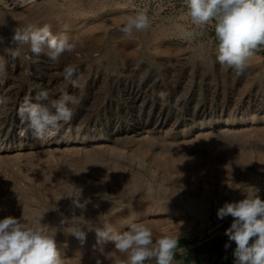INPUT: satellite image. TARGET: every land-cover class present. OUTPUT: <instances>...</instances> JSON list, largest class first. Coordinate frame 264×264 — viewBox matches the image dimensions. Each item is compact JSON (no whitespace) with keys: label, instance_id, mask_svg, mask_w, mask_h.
<instances>
[{"label":"rangeland","instance_id":"obj_1","mask_svg":"<svg viewBox=\"0 0 264 264\" xmlns=\"http://www.w3.org/2000/svg\"><path fill=\"white\" fill-rule=\"evenodd\" d=\"M138 11L151 26L125 37L120 28ZM28 23L84 43L55 67L27 48L8 57L0 77V95L10 98L0 112V219L51 226L64 264H110L93 249L94 233L81 245L54 228L61 212L70 215V201L61 199L67 182L91 200L86 218L103 214L119 231L143 222L154 239L204 237L228 219L217 216L226 202L243 199L250 186L264 196V46L237 75L216 60L212 24L191 39L175 29L193 28L183 0H0V55ZM69 63L81 87L67 90L79 103L71 122L42 143L17 115L19 103L35 102L42 89L59 93ZM233 120L240 123L226 124Z\"/></svg>","mask_w":264,"mask_h":264},{"label":"clouds","instance_id":"obj_2","mask_svg":"<svg viewBox=\"0 0 264 264\" xmlns=\"http://www.w3.org/2000/svg\"><path fill=\"white\" fill-rule=\"evenodd\" d=\"M17 3L23 5L24 0H17ZM183 5L193 28L177 23L175 29L183 38L191 39L202 35L212 24L217 40V62L237 75L242 74L255 52L264 46V0H183ZM150 26L146 12L138 11L129 16L120 31L125 37H132L135 32L147 30ZM11 42L14 47L5 48L4 54L0 55V77L6 75L8 57L19 59L25 48L35 57L46 55L55 67L65 54L76 52L84 43L67 34H53L49 24L40 26L33 23L16 27ZM146 74L147 69L143 75ZM60 75L64 87L59 93L42 89L35 96V102L32 97L25 96L17 109V115L27 124V130L42 143L56 136L71 122L74 115L72 106L79 103L77 96L67 90L69 86L81 87L78 66L66 64ZM158 95L163 101L168 94L161 91ZM9 103L10 98L0 95V112L7 111ZM21 135H25V131ZM67 183L61 199L70 201V215L60 213V222L54 227L57 231L75 237L81 245L86 243L89 233H94L93 249L110 264H150L152 261L155 264H174L180 232L162 234L154 239L152 229L143 222L129 223L127 231H119L108 219L99 218L103 214L94 220L86 218L84 213L91 200L83 199L82 189L74 183ZM250 187V193L244 194L243 199L226 202L217 211L220 219L233 218L225 235L236 245L234 264H264V199L260 198L258 188ZM54 210L58 211L56 206ZM51 228L11 215L0 219V264H64L56 234L51 232ZM109 242L114 244V250L105 253L104 246ZM228 247L230 243L225 244V248ZM115 253L123 254L122 259L114 261ZM97 264L102 262L97 260Z\"/></svg>","mask_w":264,"mask_h":264},{"label":"crops","instance_id":"obj_3","mask_svg":"<svg viewBox=\"0 0 264 264\" xmlns=\"http://www.w3.org/2000/svg\"><path fill=\"white\" fill-rule=\"evenodd\" d=\"M261 199H264V196ZM232 222L233 218L229 216L223 225L201 238L189 234L181 235L174 255V264H234L233 252L236 245L225 235ZM226 243H230L227 249Z\"/></svg>","mask_w":264,"mask_h":264},{"label":"bare ground","instance_id":"obj_4","mask_svg":"<svg viewBox=\"0 0 264 264\" xmlns=\"http://www.w3.org/2000/svg\"><path fill=\"white\" fill-rule=\"evenodd\" d=\"M41 8V7H40ZM34 9V8H33ZM38 9V8H37ZM36 9V10H37ZM42 11H43V9H42ZM38 12V11H37ZM44 12V11H43ZM31 14L30 15H32L34 12H30ZM38 14H39V12H38ZM37 14V15H38ZM43 15V14H42ZM39 17V16H38ZM27 18L29 19V17L27 16ZM26 18V19H27ZM33 18H36V17H33ZM31 19V18H30ZM27 21V20H26ZM141 61V60H140ZM106 63V62H105ZM140 63V62H139ZM149 64V63H148ZM102 65V64H101ZM120 65V64H119ZM125 65V64H124ZM113 67V66H112ZM114 69V68H113ZM101 71V70H100ZM124 71V70H123ZM153 72V71H152ZM140 73V72H139ZM132 75V74H131ZM145 88V87H144ZM141 99V98H140ZM248 99V98H247ZM127 118V117H126ZM238 123H240V121H235V120H233V121H231V122H229V123H226V124H228V125H234V124H238ZM260 188H262V187H259V189ZM157 210V209H156ZM157 215V214H156Z\"/></svg>","mask_w":264,"mask_h":264}]
</instances>
